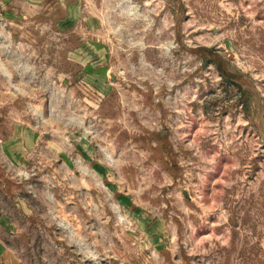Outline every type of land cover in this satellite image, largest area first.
Masks as SVG:
<instances>
[{
    "label": "rangeland",
    "instance_id": "1",
    "mask_svg": "<svg viewBox=\"0 0 264 264\" xmlns=\"http://www.w3.org/2000/svg\"><path fill=\"white\" fill-rule=\"evenodd\" d=\"M0 264H264V0H0Z\"/></svg>",
    "mask_w": 264,
    "mask_h": 264
}]
</instances>
